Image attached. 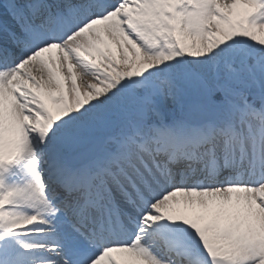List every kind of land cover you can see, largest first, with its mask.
<instances>
[{"label":"snow or ice","instance_id":"snow-or-ice-1","mask_svg":"<svg viewBox=\"0 0 264 264\" xmlns=\"http://www.w3.org/2000/svg\"><path fill=\"white\" fill-rule=\"evenodd\" d=\"M0 264H264V0H0Z\"/></svg>","mask_w":264,"mask_h":264}]
</instances>
